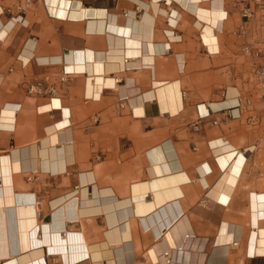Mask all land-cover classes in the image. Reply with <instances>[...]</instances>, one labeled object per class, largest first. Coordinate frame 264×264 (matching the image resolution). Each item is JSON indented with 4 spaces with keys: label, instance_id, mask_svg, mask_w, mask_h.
<instances>
[{
    "label": "crops",
    "instance_id": "1",
    "mask_svg": "<svg viewBox=\"0 0 264 264\" xmlns=\"http://www.w3.org/2000/svg\"><path fill=\"white\" fill-rule=\"evenodd\" d=\"M236 2L0 0V124L14 112L0 126V165L16 194L37 199L45 249L24 264H67L81 246L103 257L73 264H163L174 246L172 264H264V142L243 121L250 112L195 129L206 107L243 96ZM262 36L257 8L247 41ZM38 80L53 100L28 93ZM52 226L64 253L44 243Z\"/></svg>",
    "mask_w": 264,
    "mask_h": 264
},
{
    "label": "bare ground",
    "instance_id": "2",
    "mask_svg": "<svg viewBox=\"0 0 264 264\" xmlns=\"http://www.w3.org/2000/svg\"><path fill=\"white\" fill-rule=\"evenodd\" d=\"M196 1L197 0H194V2H196ZM71 71H72V69H71ZM10 115H14V112L4 111V114L2 116V120L4 122H2L0 124L1 127L6 128L10 125V123H7V118H9ZM231 154H234V153H231ZM231 159H232V157H231ZM20 170H22L21 167L12 166V172L13 173H14V171H20ZM232 175H234V174H232ZM235 176H236V174H235ZM169 178H171V177H169ZM12 188H13V186H12L10 178L6 176V173L2 172V167L0 165V223H1V227L4 228V229L2 228L3 232L1 235L4 234L3 237L5 240H7L5 248L8 251L7 255L10 257L8 264H24L25 261L30 258L31 254H33L34 252H37V251L41 252L40 254H42V251L45 250L43 248V246H41V244H43V241L39 242L37 239V233H38V227H39L38 207H37L38 203H37V199L35 197H33V196L28 197L27 195L24 196V194H21V195L16 194V192L13 191ZM134 200L136 202L135 204H137V205L140 204L139 208H137V213H145L146 211H142V209L140 208L143 204H146L144 200L141 201L142 200L141 196L135 197ZM263 201H264V196L263 195L258 196L259 208H264ZM222 202H223V200H222ZM146 206H147V210L149 211L150 210L149 208H151L149 206H152V205L150 204V205H146ZM140 209H141V211H140ZM151 210H152V208H151ZM137 213H136V215H137ZM61 216H62V214H59L55 218L56 221H61ZM54 229H57V228L56 227L54 228L52 226L49 229V232L47 231V233L45 235L46 240L44 243H46V244L49 243L51 245L53 244L50 248V250L52 252H58L59 251V252L64 253L66 248H64V246L60 247V243H59L60 235L58 233H53ZM257 236H258V231L254 232V235L252 237L251 250L250 251H251V254H253V255H255L256 251H257ZM74 250H75V252H74ZM74 250L72 252V254L74 253V258H72V260L69 259L67 264H73V263H76L78 261H82V259L84 260L87 255L89 257L93 255L91 258H94L95 260H101L103 257V254L101 252L102 250L100 251V249H98V248H92V255L90 253V248L88 246H87V252L88 253H86L84 246H81L80 248L74 249ZM174 252H178V247L174 246V247H171L170 249L163 250L162 253L165 257V258H163V260L165 259L164 260L165 263H163V264H172L171 258L173 256ZM152 255H153V252H152ZM156 255H157V257L155 259L157 261H160L161 259H160V257H158L159 256L158 252L156 253ZM37 259H39V258H37ZM85 261H86V259H85ZM36 263L37 262H35V263L33 262V264H36ZM78 264H80V263H78ZM95 264H103V263L96 261Z\"/></svg>",
    "mask_w": 264,
    "mask_h": 264
},
{
    "label": "built area",
    "instance_id": "3",
    "mask_svg": "<svg viewBox=\"0 0 264 264\" xmlns=\"http://www.w3.org/2000/svg\"><path fill=\"white\" fill-rule=\"evenodd\" d=\"M239 4H242L243 7L240 9V15L242 18L241 24L237 27V29L234 31V35L236 38L242 42V52L252 58L254 63V77L256 79L259 95H260V104L262 107V112L264 115V36H262L258 41H256L255 44L249 43L248 40V26L249 22L254 18L255 16V9L261 8L264 9V0H238ZM71 75L70 72L64 71L62 75L60 76V81L62 83L67 82L69 76ZM47 92L50 95H52L50 100H53L55 97L56 89L52 85L50 87L45 86V82L43 81H35L32 83L28 88L29 94H42L43 92ZM249 101L247 98L239 95L237 97V103L236 107L234 108H228L225 110L220 111H214L210 107H206V110L202 113H200L199 116V123L195 125L196 131L202 130V124L205 120L213 117L216 113H222L224 115L223 121H228L231 119H237L240 117L241 110H246L247 106H249ZM205 106V105H201ZM237 110L239 111L238 114H233V112ZM258 119L257 115H251L249 117V120L251 122H256ZM222 121L213 119L209 121V123L212 126H219ZM46 264V263H44Z\"/></svg>",
    "mask_w": 264,
    "mask_h": 264
},
{
    "label": "rangeland",
    "instance_id": "4",
    "mask_svg": "<svg viewBox=\"0 0 264 264\" xmlns=\"http://www.w3.org/2000/svg\"><path fill=\"white\" fill-rule=\"evenodd\" d=\"M238 48H240V43H238ZM234 58L235 57L233 56V59ZM237 63L238 88L242 91L243 97L247 98L250 104L246 109L248 110V112H250V114H248L246 119H244L243 121L248 124L249 130L253 132L255 141L260 142L263 139L264 142V115L260 104L258 85L254 75L252 74L250 57L243 55L242 51H240L239 49ZM253 114L258 116L256 122H251L248 118ZM0 264H4V262L0 261ZM38 264H44V262Z\"/></svg>",
    "mask_w": 264,
    "mask_h": 264
}]
</instances>
